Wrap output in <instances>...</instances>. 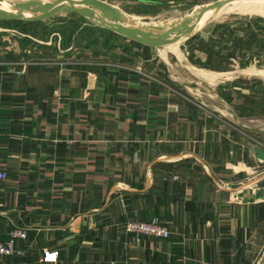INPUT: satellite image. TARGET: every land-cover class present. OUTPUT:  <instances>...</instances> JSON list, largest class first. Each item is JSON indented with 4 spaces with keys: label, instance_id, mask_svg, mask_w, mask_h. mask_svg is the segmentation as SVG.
<instances>
[{
    "label": "crops",
    "instance_id": "1",
    "mask_svg": "<svg viewBox=\"0 0 264 264\" xmlns=\"http://www.w3.org/2000/svg\"><path fill=\"white\" fill-rule=\"evenodd\" d=\"M255 35L233 41L253 57L244 69L196 68L202 92L180 89L160 49L115 48L103 32L37 61L0 44V240L29 230L18 242L27 255L0 264H264V181L230 188L264 172ZM132 219L171 235L128 233ZM46 249L56 262L43 261Z\"/></svg>",
    "mask_w": 264,
    "mask_h": 264
},
{
    "label": "rangeland",
    "instance_id": "2",
    "mask_svg": "<svg viewBox=\"0 0 264 264\" xmlns=\"http://www.w3.org/2000/svg\"><path fill=\"white\" fill-rule=\"evenodd\" d=\"M210 1L212 0H168L162 3L122 2L117 0L111 2L129 13L140 14V16L135 15L132 17L140 27L146 28L150 25L161 24L159 26L162 28L158 27L157 29H163L171 27L176 21L190 14L193 8L207 5ZM261 30L264 31V16L228 12L225 15H217L208 26L202 29L198 35L192 37L190 41L182 42L172 48L160 49V52L165 55L167 61L169 59L174 61V66L179 73L177 85L180 86V89H183L181 86L188 85L190 88L194 87L202 92V77L196 72V68L210 69L211 67L229 71L244 69V62L249 64L253 57L249 54L248 56L243 54V51L250 52L248 49H233V41L236 42L237 38H244L248 41L253 40L254 38L251 35L254 33L257 34L256 37H261L260 42L264 45V38L260 34ZM102 32L106 35V41L109 39L115 48L124 39L129 41L128 44H136L109 28H104L98 21L87 19L75 11L66 12L55 16V18L39 22L0 20V44L4 52L15 49L17 57L27 61L40 60V58L55 51L59 46L65 48V46L73 43L90 44V41L95 36H101ZM229 40L232 41L231 44L228 42ZM201 42H204L203 45ZM215 45L223 48H215ZM244 45H248V42H244ZM207 47L212 48L214 51L221 50V53L226 51H231L232 55L237 53L236 55L240 59L236 58L234 60L235 58L231 57L226 60L222 59L223 62H221L214 54H209V57L203 60L202 54L207 53L205 52L208 49ZM258 66L257 64L256 68H259ZM258 178L264 181V172L245 180L246 182L243 181V185L238 184L230 188H243L247 185V182L257 184L259 182ZM252 187H255V185ZM256 188H258V185Z\"/></svg>",
    "mask_w": 264,
    "mask_h": 264
},
{
    "label": "water",
    "instance_id": "3",
    "mask_svg": "<svg viewBox=\"0 0 264 264\" xmlns=\"http://www.w3.org/2000/svg\"><path fill=\"white\" fill-rule=\"evenodd\" d=\"M232 1L264 2V0H212L207 4L208 9L206 11L210 15L206 20H200L204 11L197 16L196 23L192 24L188 29L175 32H147L132 18L135 15L104 0H0V6L5 5L13 11L11 15L5 16H2L4 10L0 11V20L39 22L72 11L87 19L97 14L106 19V24L98 21L101 26L109 28L123 38L125 37L140 46L143 45L153 49H168L182 42H188L192 37L198 35L202 29L216 18L218 12ZM253 150L257 159L263 162L264 149L255 146Z\"/></svg>",
    "mask_w": 264,
    "mask_h": 264
},
{
    "label": "built area",
    "instance_id": "4",
    "mask_svg": "<svg viewBox=\"0 0 264 264\" xmlns=\"http://www.w3.org/2000/svg\"><path fill=\"white\" fill-rule=\"evenodd\" d=\"M6 172L0 171V179H6ZM128 233H135L139 235L149 236L158 239L168 238L171 235L169 226L162 224L156 219L152 220H138L132 219L125 225ZM29 235V230L15 227L11 229L10 237L6 241L0 240V257H25L27 252L18 246L19 241L26 240ZM57 251L46 249L43 256L44 262H56Z\"/></svg>",
    "mask_w": 264,
    "mask_h": 264
},
{
    "label": "bare ground",
    "instance_id": "5",
    "mask_svg": "<svg viewBox=\"0 0 264 264\" xmlns=\"http://www.w3.org/2000/svg\"><path fill=\"white\" fill-rule=\"evenodd\" d=\"M208 5H203L199 7H195L192 9L190 14H187L185 17H183L181 20L176 21L171 27L168 28H163V29H157L158 25H154L150 27H141L143 30L147 32H158V31H182L185 29H188L192 24L196 23L197 16H199L202 12V16L200 17V20H206L208 16L210 15L208 11H206ZM4 10V13H2V16L5 15H11L13 12L11 8H8L7 6H0V11ZM228 12H239L240 14H250V15H261L264 16V2L259 1V2H237V1H232L223 7L217 15H222ZM216 15V16H217ZM90 19H94L95 21H100L102 23H107L105 22V18L98 16L97 14L92 15ZM158 22V21H157ZM151 23V22H150ZM154 23V22H153Z\"/></svg>",
    "mask_w": 264,
    "mask_h": 264
}]
</instances>
